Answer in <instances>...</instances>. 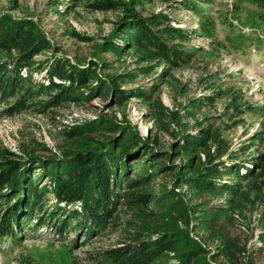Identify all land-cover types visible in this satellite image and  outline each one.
Masks as SVG:
<instances>
[{
	"label": "trees",
	"instance_id": "1",
	"mask_svg": "<svg viewBox=\"0 0 264 264\" xmlns=\"http://www.w3.org/2000/svg\"><path fill=\"white\" fill-rule=\"evenodd\" d=\"M155 1L192 11L197 16V27L189 30L174 25L171 13L165 10L147 12L146 4ZM251 2L264 25V0ZM212 3L213 0H92L87 4L92 10L121 11L106 50L115 56L131 52L142 75L162 66L161 72L153 74L150 86L128 90L118 87V79L98 73L94 61L84 67L56 55L58 50L32 19L0 13L2 116L45 114L67 103L111 94L118 104L130 97L147 104L153 130H163L174 137L169 150L159 152L119 122L99 116L63 130L70 149L61 157L25 149L24 155H17L0 149L2 242H18L25 226L37 216L35 227L46 225L60 238L75 220L76 227L85 229L87 238L120 230L121 238L116 244L93 253L97 264H160L170 257L177 264H244V247L238 237L229 236L224 224H232V212L257 203L263 206L259 239L264 248V104L244 103L235 91L213 87L212 94L191 99L185 107L196 128L191 132L189 123L174 119V113L155 97L164 78L173 76L171 70L189 66L203 53L204 47L191 44V37L219 44L216 20L206 10ZM71 6L67 3L66 10ZM224 23L226 27L233 26L227 19ZM47 53L49 56L43 60L35 59ZM35 74L41 77L37 79ZM134 76L128 72L119 78L133 80ZM227 97L231 120L246 112L259 116L258 128L235 150L230 149V141L209 117L195 118L202 105L211 106L217 99ZM174 120L181 132L170 129L169 122ZM42 149L48 151L47 147ZM175 158L180 162L175 164ZM159 159L172 163H159ZM165 171L171 172L173 185L186 187L190 198L223 199L204 207L205 201L190 205L202 234L201 242L179 230L178 223L186 217L183 196L166 184L154 189L152 183ZM50 195L54 204L47 210ZM122 211L131 214L123 227L119 217ZM215 240L216 249L210 254L206 243ZM19 264L32 262L24 259Z\"/></svg>",
	"mask_w": 264,
	"mask_h": 264
},
{
	"label": "rangeland",
	"instance_id": "2",
	"mask_svg": "<svg viewBox=\"0 0 264 264\" xmlns=\"http://www.w3.org/2000/svg\"><path fill=\"white\" fill-rule=\"evenodd\" d=\"M91 1L0 0V13L32 19L40 32L58 50L56 55L66 57L84 67L89 66L91 61L96 62V71L103 77L118 79L120 89L150 86L153 74L161 72L162 66L156 68L154 73L142 75L136 68L131 52L115 56L106 50L107 40L115 31L121 11L92 10L87 7ZM67 3L72 4L68 10ZM145 7L147 12H170L174 25L189 30L197 27V16L190 10L179 6L169 8L157 1L146 4ZM206 10L216 20L219 44H211L200 36L191 37V44L204 47L203 53L189 66L171 70L173 76L164 78L155 94L162 105L174 113V119L178 117L180 121L189 123L191 132H196V128L192 118L187 116L185 107L191 99H201L204 95L212 94L213 87L235 91L244 103L264 104V25L257 19L256 6L251 0H213ZM226 19L232 22V27L224 26ZM49 54L37 55L35 59L41 61ZM128 72L134 73L133 80L119 78ZM35 77L38 79L41 74H35ZM228 100L229 97L219 98L211 106L202 105L196 110L195 118L202 120L209 117L213 126L230 141V149L235 150L258 128L259 116L246 112L231 120L229 115L232 110L227 108ZM1 108L2 106L0 110ZM148 113L147 104L138 98L130 97L118 104L111 94H108L95 97L91 101L67 103L54 112L45 114L22 112L12 117L0 114V149H7L17 155H24L25 149L35 150V153L40 155L61 157L70 149L65 143L63 130L84 125L99 116H107L119 122L125 129L148 140L159 152L168 151L174 137L163 130L155 132ZM169 123L171 130L181 132L175 120ZM43 147H47L48 151L43 150ZM158 161L172 163L165 159ZM173 162L179 163L180 158H175ZM172 179L171 172L165 171L152 185L154 189H159L161 184L174 186L175 191L183 196L186 217L178 223L179 230L199 242L202 234L196 226L191 207L202 201H205L204 205L201 204L202 207L214 205L223 202V199L211 196L205 199L190 198L186 194V187L173 185ZM53 204L54 199L50 195L47 210H50ZM150 207L153 209L152 205ZM262 211L261 204H248L241 212L231 213L234 218L232 224H224L229 236L238 237L240 245L244 247L241 259L244 264H264V248L259 239V233L262 231ZM130 216L128 211L119 214L121 227L126 226L124 221L130 219ZM36 217L25 226L18 242L0 240V264H19L24 259L30 260L32 264H97L92 257L95 255L93 253L116 244L121 238L120 230H110L87 238L85 229L76 227V220L72 222L66 235L60 238L46 225L35 227ZM216 245V240L207 241L206 247L211 250L210 254L215 251ZM160 264H177V261L170 257Z\"/></svg>",
	"mask_w": 264,
	"mask_h": 264
}]
</instances>
